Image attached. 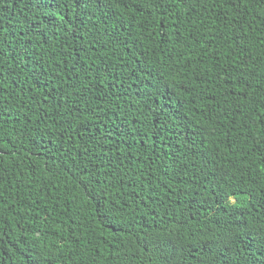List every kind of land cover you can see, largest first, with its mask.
Returning <instances> with one entry per match:
<instances>
[{
    "label": "trees",
    "instance_id": "obj_1",
    "mask_svg": "<svg viewBox=\"0 0 264 264\" xmlns=\"http://www.w3.org/2000/svg\"><path fill=\"white\" fill-rule=\"evenodd\" d=\"M0 264H264V0H0Z\"/></svg>",
    "mask_w": 264,
    "mask_h": 264
}]
</instances>
